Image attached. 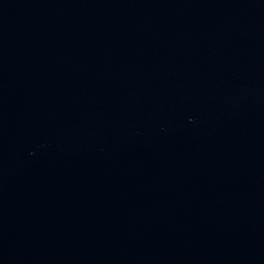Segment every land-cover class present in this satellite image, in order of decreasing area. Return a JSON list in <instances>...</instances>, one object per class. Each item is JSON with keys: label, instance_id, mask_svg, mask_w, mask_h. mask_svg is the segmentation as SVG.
I'll use <instances>...</instances> for the list:
<instances>
[{"label": "water", "instance_id": "obj_1", "mask_svg": "<svg viewBox=\"0 0 264 264\" xmlns=\"http://www.w3.org/2000/svg\"><path fill=\"white\" fill-rule=\"evenodd\" d=\"M0 264H264V0H0Z\"/></svg>", "mask_w": 264, "mask_h": 264}]
</instances>
